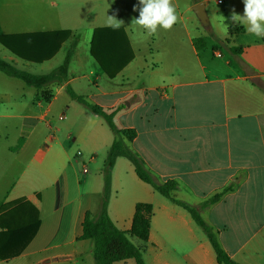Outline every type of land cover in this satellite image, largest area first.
Segmentation results:
<instances>
[{
  "label": "crops",
  "instance_id": "crops-1",
  "mask_svg": "<svg viewBox=\"0 0 264 264\" xmlns=\"http://www.w3.org/2000/svg\"><path fill=\"white\" fill-rule=\"evenodd\" d=\"M34 1L35 11L29 15L35 18L24 24L27 30L22 33L73 32L63 28L60 13L52 9L56 3L49 0L41 7L40 0ZM67 1V17L92 18L87 30L91 41L97 28L108 27L105 18L109 15L139 16V0ZM202 2L206 12L209 3L222 6L224 31L221 28L218 35L210 19L207 27L223 46L225 38L228 57L204 37L198 46L187 26L174 25L171 30L158 27L174 37L162 58L159 53L149 61L139 57L127 29L131 24L125 20L120 28L129 39L134 58L117 77H107L91 56L100 69L95 80L90 75L70 77L69 69L65 83L45 89L51 93L50 100H44L42 90L37 89L28 102L11 105L25 111L20 118L29 132L28 137H21L23 144L17 152L24 151L34 138L38 147L7 189L0 209L24 199L38 209L41 226L22 254L0 259V264H93L94 244L79 238L86 214L100 211L105 182L102 171L83 178L89 170L85 172L84 167L79 172L82 160L77 152L81 150L74 151V147L88 144L92 155L99 156L100 149L109 152L115 138L107 133L100 117L73 99L67 88L107 112L118 110V128L137 133L132 141L126 140L127 146L155 180L179 183L174 198L200 208L230 187L218 203L200 210L201 214H208L206 223L217 232L233 260L264 264V37L249 34L245 26L231 21L233 9L243 15V0H199L194 6ZM171 3L180 11L177 0ZM216 13L221 15L219 10ZM0 24L7 34H21L9 33ZM76 24L71 25H80ZM71 39L77 40L73 33ZM234 48L238 51H232ZM83 79L88 80L90 89L87 98L83 96L88 91ZM125 79L131 85H123ZM2 99L9 104L8 95ZM63 121L67 123L62 125ZM123 158L116 160L114 170ZM127 169L132 190L125 200H117L124 189L118 183L114 186L112 177L117 203L113 206L110 201L109 213L119 229L129 232L136 205H153L149 241L143 252L146 264H219L209 238L199 232L190 213L140 180L133 164ZM116 178L119 180L118 175ZM74 187L77 193L72 191ZM115 264L136 263L129 259Z\"/></svg>",
  "mask_w": 264,
  "mask_h": 264
},
{
  "label": "trees",
  "instance_id": "trees-1",
  "mask_svg": "<svg viewBox=\"0 0 264 264\" xmlns=\"http://www.w3.org/2000/svg\"><path fill=\"white\" fill-rule=\"evenodd\" d=\"M230 30V35L234 33ZM72 37L69 30L46 31L36 33L7 34L0 24V44L16 57L41 64L54 58L62 45ZM203 39H197L200 46ZM74 40L72 47L77 46ZM232 51L237 52L238 48ZM91 56L98 63L102 72L114 79L133 60L134 54L127 35L119 29L111 27L97 28L94 31L90 48ZM72 52L69 51L65 61L58 68L48 74L36 75L16 68L8 61L0 58V71L11 78L22 80L27 86L42 90L44 100H50L51 93L45 90L51 84L65 83L69 79V69ZM73 99H76L92 114L105 120L116 138L108 152L107 173L102 193L101 208L98 214H86L83 223V234L79 240H89L94 244V258L96 264H115L120 261L133 259L136 264H146L143 256L144 248L149 241L151 222L154 207L150 203H138L135 207L133 225L129 232L119 229L112 221L109 213L110 196L112 189V169L119 157L129 159L135 167V173L140 180L152 186L162 196L190 213L197 225L207 234L216 254L219 264H239L233 260L219 242L217 232L206 223L201 211L218 203L231 188H225L203 202L200 208H195L185 201L173 197L174 191L179 188V183L169 180L158 183L153 174L147 169L144 162L126 144L132 141L137 133L132 129H119L115 116L118 110L107 112L99 105L87 101L84 97L73 93L67 88ZM23 144L12 148L18 151ZM41 226L38 209L30 202L19 199L8 204H3L0 209V259H9L22 254L27 245L32 241ZM139 239L143 247L135 245L130 237Z\"/></svg>",
  "mask_w": 264,
  "mask_h": 264
},
{
  "label": "rangeland",
  "instance_id": "rangeland-1",
  "mask_svg": "<svg viewBox=\"0 0 264 264\" xmlns=\"http://www.w3.org/2000/svg\"><path fill=\"white\" fill-rule=\"evenodd\" d=\"M50 1L56 3L57 5V7H53L52 9L60 13L58 19H60V21L62 22L63 28L73 30V36L78 40V46L76 47V49L72 47L74 39L68 40L53 59L43 64H37L26 62L15 57L0 44V58L8 61L22 71H26L36 75H42L48 74L62 65L65 61L66 55L69 51H71L74 56L71 62L72 65L70 67V77L90 75L91 79L95 80L97 75L100 73V69L90 55V41L92 34L87 31L89 29V26L93 23L92 18L77 17L71 19L67 17L66 14L69 7L67 0ZM177 1L180 5V11L176 10L178 21L174 25H177L178 27L187 26L195 41L204 37L208 42L214 44L215 47L221 48L225 56L228 57L230 55V52L226 48L225 38L223 39V46L212 36L211 28L204 26L196 13L193 11L194 4L199 0ZM47 2H49V0H40L38 2V5L41 4L42 7L44 6V4H47ZM34 4V0H0V21L6 31H8L9 33L25 32L27 28L24 27V24H26V22H31V20L35 18L34 16L29 15L35 11ZM217 10L220 11L221 15H217ZM207 16L208 19L211 20L212 29H214L219 35L221 28L222 30L224 28L225 21L222 12V6H215L213 3H209L207 8ZM138 17L139 16L116 18L123 19V21L128 20V23L131 24V26H129V28L127 29L131 34L132 42L139 53V57H146L150 61L152 58H157L158 54L160 53L162 58V56H164V53L167 51V44L171 40H173L174 34L162 32L160 31V29H158L155 34H149L146 29L138 28L134 26V23H132V20ZM107 18L105 19L107 20ZM220 19L222 21L224 20L221 24L219 23V21H221ZM71 20L74 23H80V25L74 27L75 24L71 25ZM227 38L231 39L229 35H227ZM200 49H203V47H200ZM83 82L86 85V89L88 90L86 92H83V96L87 98V95H89L90 93L88 80L83 79ZM131 83L132 82H129L126 79L125 81H122V84L125 86H129L131 85ZM36 92V88L29 87L22 80L11 78L0 71V107L2 109L0 110V201L6 195L7 189L14 183L13 180L19 174L20 170L25 169L29 165L30 159L32 158L38 147V141L34 138V142L30 143V145L27 146L24 151H10V148H14L19 144V139L21 137L26 138L28 137L29 133L22 127V121L20 118V116L23 115L25 111L18 110L13 106V108H11V105H14L16 103L28 102L36 94ZM5 94L8 95L9 104H6L7 100L5 101L4 99H2L3 95ZM11 115H13L14 117H10ZM100 120L103 122L107 133L112 136L113 139L116 138L114 132L110 129L105 120L101 117ZM56 122L57 121H55V124H60ZM63 123H67V121H63L61 124L63 125ZM77 148L82 152L79 158L82 160L79 172H82L84 167L89 170L88 173L83 175V178L88 177L89 175H93L98 171H102V177L105 182V174L107 173L108 169V152L100 149L99 156H93V152L88 144L75 146L74 151ZM94 158L96 159L95 162L92 161V159ZM121 162L122 163H119L115 170L113 167L112 177L114 186H116L118 183V186H122L124 189L123 192H120V195L118 197L119 199H117L123 201L126 197H128L130 189L132 188V184L127 176V166H132V164L131 161L127 158H123ZM117 175L119 177V180L116 178ZM118 181H120V184ZM111 190L110 201H113L114 206L117 203L115 188L113 187ZM72 191L74 193H77V189L75 187ZM82 191H88V189L85 190V188H83ZM201 215L204 220H207V213ZM198 228L199 232H201L206 237V232L201 227L198 226ZM130 239L135 245L139 247L142 246V243L139 239L132 236L130 237ZM88 242L90 244H93L92 241ZM92 263L96 264L94 257L92 258Z\"/></svg>",
  "mask_w": 264,
  "mask_h": 264
},
{
  "label": "clouds",
  "instance_id": "clouds-1",
  "mask_svg": "<svg viewBox=\"0 0 264 264\" xmlns=\"http://www.w3.org/2000/svg\"><path fill=\"white\" fill-rule=\"evenodd\" d=\"M243 3V15L237 14L233 9L231 21L245 26L249 34L264 37V0H243ZM139 4V17L134 18L132 23L146 29L149 34H155L158 27L171 30L178 21L171 0H139ZM123 23L115 15H109L106 20V26L113 29H119Z\"/></svg>",
  "mask_w": 264,
  "mask_h": 264
},
{
  "label": "water",
  "instance_id": "water-1",
  "mask_svg": "<svg viewBox=\"0 0 264 264\" xmlns=\"http://www.w3.org/2000/svg\"><path fill=\"white\" fill-rule=\"evenodd\" d=\"M193 11L196 13L204 26H209V19L205 10V3L202 2L197 4L196 6H194Z\"/></svg>",
  "mask_w": 264,
  "mask_h": 264
},
{
  "label": "built area",
  "instance_id": "built-area-1",
  "mask_svg": "<svg viewBox=\"0 0 264 264\" xmlns=\"http://www.w3.org/2000/svg\"><path fill=\"white\" fill-rule=\"evenodd\" d=\"M218 56H221V54L218 53ZM64 118H65L64 116L61 117V119H64ZM77 155L80 156L81 155V152H77ZM85 172H87V169H85Z\"/></svg>",
  "mask_w": 264,
  "mask_h": 264
}]
</instances>
